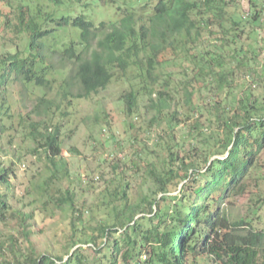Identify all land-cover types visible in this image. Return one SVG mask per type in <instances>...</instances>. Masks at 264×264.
<instances>
[{"label":"trees","instance_id":"obj_1","mask_svg":"<svg viewBox=\"0 0 264 264\" xmlns=\"http://www.w3.org/2000/svg\"><path fill=\"white\" fill-rule=\"evenodd\" d=\"M45 2L0 0V226L9 230L0 234V264H264V227L233 220L222 207L244 195L246 175L264 165V47L257 45L264 41L257 35L264 34V0ZM107 4L117 15L97 22L92 13ZM250 33L254 41L245 42ZM117 75L131 86L122 97L129 113L147 95L158 120L183 90L207 117L188 128L200 145L176 142L147 161L150 192L132 195L129 183L113 188L116 221L94 223L67 184L73 175L63 130L74 123L78 101ZM29 95L35 104L23 111ZM180 116L177 109L173 120ZM16 136L40 165L26 187L29 210L16 204L14 160L2 159L14 153L4 138ZM181 185L182 195H171ZM58 211L70 217L65 254L41 253L31 238L35 218Z\"/></svg>","mask_w":264,"mask_h":264},{"label":"rangeland","instance_id":"obj_2","mask_svg":"<svg viewBox=\"0 0 264 264\" xmlns=\"http://www.w3.org/2000/svg\"><path fill=\"white\" fill-rule=\"evenodd\" d=\"M47 2L48 0L44 4L47 5ZM244 5V11L248 12V3L244 1ZM114 7H110V4L103 5L92 14L99 22L117 15ZM246 30H253V26L248 23ZM263 30L264 28L261 27L258 31L260 33ZM257 35L259 40L264 37V34L257 33ZM251 36L254 37L253 33H250L249 39L245 40V37L243 40L251 43L254 41ZM257 45H260V48L264 47V41H260ZM261 57H264V51ZM19 88L20 86H15L14 89ZM130 90V83L117 75L107 88L89 99L78 101L73 115L74 123L65 126L63 130V152L70 160L73 175L71 180H67V184L77 190L78 201L89 208L87 216L94 223L116 221L113 206L117 200L114 201L112 194H109L113 188H122L129 183L132 195L135 189L145 193L152 190L148 171H145L148 167L147 161L156 162L164 157L169 153V147L176 142L187 141L195 143L196 146L201 144L200 136H188V128L196 119H201L205 123L207 112L198 115L193 106L186 102L183 90L174 92L176 95L170 97V106L162 115H158V120L155 119L158 111L152 107L147 95L139 96L133 112L129 113L128 104L122 97ZM236 92L240 93L239 89H236ZM29 96L31 97L23 102V111L31 110L35 104L36 96ZM207 98L204 103L202 102L203 104L207 102ZM11 99L20 101L17 94H13ZM177 109L182 119L175 117L173 120ZM97 116L100 117L98 120ZM73 129L74 131H71ZM205 131L210 133L207 124ZM11 139L4 138L3 143L14 153L2 156V159L6 164L14 160L19 177L16 179V185L20 193L16 204L29 210L32 206L28 202H31L32 197L26 191V187L33 175L39 171L40 165L36 156L26 154V145L21 142L20 137L16 136L10 143ZM75 147L79 153L70 151ZM21 151H24L22 158L16 157ZM175 151H179L180 156L184 154L183 149L175 147ZM262 157L264 162V154ZM248 175L245 179L248 185L245 194L224 199L222 207L233 220L245 218L252 221L255 227L262 228L264 227V165L253 167ZM182 193L181 185L171 195L181 196ZM23 204H27L28 207ZM69 218V214L59 211L56 216L37 214L35 233L31 238L36 242L41 253L65 254L64 244L70 234ZM206 231L207 229L204 230ZM8 232L5 225L0 226L2 237ZM142 258L145 260L147 256L143 255ZM209 262L213 264L211 259Z\"/></svg>","mask_w":264,"mask_h":264},{"label":"water","instance_id":"obj_3","mask_svg":"<svg viewBox=\"0 0 264 264\" xmlns=\"http://www.w3.org/2000/svg\"><path fill=\"white\" fill-rule=\"evenodd\" d=\"M76 248V247H75ZM75 248L73 249V251L75 250Z\"/></svg>","mask_w":264,"mask_h":264}]
</instances>
